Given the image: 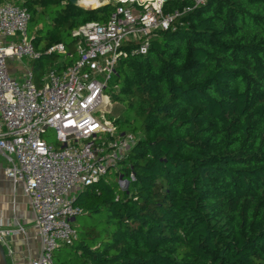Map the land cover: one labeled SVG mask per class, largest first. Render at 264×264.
I'll return each mask as SVG.
<instances>
[{"label": "trees", "instance_id": "1", "mask_svg": "<svg viewBox=\"0 0 264 264\" xmlns=\"http://www.w3.org/2000/svg\"><path fill=\"white\" fill-rule=\"evenodd\" d=\"M119 5L23 0L33 79L61 55L75 64L72 33ZM181 22L119 62L110 94L136 137L120 163L129 186L111 177L77 192V238L55 264H264V0H207ZM60 44L65 54L48 53Z\"/></svg>", "mask_w": 264, "mask_h": 264}, {"label": "built area", "instance_id": "2", "mask_svg": "<svg viewBox=\"0 0 264 264\" xmlns=\"http://www.w3.org/2000/svg\"><path fill=\"white\" fill-rule=\"evenodd\" d=\"M106 1L120 4L109 21L87 23L72 33L75 64L51 66L37 86L31 69L23 83L9 73L11 58L39 57L29 36L32 16L23 0H0V174L21 187L28 200L30 230L41 244L30 264H55L56 251L76 240L69 219L80 213L74 204L77 192L111 173L124 181L120 163L136 137L108 118L119 62L147 56L156 32L177 31L184 24L176 21L207 0H191L192 7L170 14L163 12L169 0ZM53 52L65 54V47L48 51ZM48 130L59 148L44 140ZM16 235H26V229H7L0 219V242L9 257L14 251L8 240Z\"/></svg>", "mask_w": 264, "mask_h": 264}, {"label": "crops", "instance_id": "3", "mask_svg": "<svg viewBox=\"0 0 264 264\" xmlns=\"http://www.w3.org/2000/svg\"><path fill=\"white\" fill-rule=\"evenodd\" d=\"M104 3L95 5L99 6ZM0 213L5 228L18 230L23 227L26 229V235H16L8 240L14 251V255L9 257V264H30L31 260L38 257L41 252V244L33 237L30 230L31 209L21 187L14 188L3 174H0Z\"/></svg>", "mask_w": 264, "mask_h": 264}, {"label": "rangeland", "instance_id": "4", "mask_svg": "<svg viewBox=\"0 0 264 264\" xmlns=\"http://www.w3.org/2000/svg\"><path fill=\"white\" fill-rule=\"evenodd\" d=\"M68 1L70 2V0H68ZM81 1L82 0H78V3L80 4L79 7H82L84 9H86V10H96V9H98V8H88V6H86V5H88V3L91 0H84V3L83 4H81ZM96 5H93V6H96ZM30 35H31V33H30V30H29V36ZM75 60H77V54H76V52H75ZM9 61H10L9 63H11V65H9V73L10 74H13L12 77L14 79H16L17 81H19L20 83L25 82L28 79V73H29V68H30V62H31V60H29L28 58H25V59H23L21 61V60H18L17 58L14 57V58H11ZM67 62H68L67 56L61 55L59 57V59L54 62L55 64H53V65L54 66H57V67H61L64 63L66 64ZM44 76H43V78H44ZM43 78L41 77L38 80L36 78V79H33V81H34V83L37 86H40L42 84ZM111 85H112V83H111ZM111 89L113 90L112 92L118 90L117 88H113V86H112ZM110 92L111 91H109V94H110ZM111 101H112V104L108 108V110H109L108 118L115 119L118 122H123V118H124L123 114H124V110H125L124 104L123 103H120V102H114L113 99H112V96H111ZM43 138H44V140L49 145H52L56 149L60 147V145L57 143L56 135H55V133L52 130H48L43 135ZM110 176H112V178H116L115 173H111ZM109 178H111V177H109ZM120 185L122 186V188L127 189L128 186H129V183L126 180H124L123 182L120 183ZM0 219L3 220L1 218V213H0ZM79 222H80V218H77V219H69V223L72 224L73 226L74 225H77Z\"/></svg>", "mask_w": 264, "mask_h": 264}, {"label": "water", "instance_id": "5", "mask_svg": "<svg viewBox=\"0 0 264 264\" xmlns=\"http://www.w3.org/2000/svg\"><path fill=\"white\" fill-rule=\"evenodd\" d=\"M70 2L75 5L79 6L78 0H70ZM0 264H9V256L6 253V250L3 244L0 242Z\"/></svg>", "mask_w": 264, "mask_h": 264}, {"label": "bare ground", "instance_id": "6", "mask_svg": "<svg viewBox=\"0 0 264 264\" xmlns=\"http://www.w3.org/2000/svg\"><path fill=\"white\" fill-rule=\"evenodd\" d=\"M101 2H105L103 5H99V6H93V5H95V4H97V3H101ZM84 3V0H82L81 1V4H83ZM109 2L108 1H102V0H91L89 3H88V5H86V6H88V8H98V7H100V6H104V5H107ZM85 6V7H86Z\"/></svg>", "mask_w": 264, "mask_h": 264}]
</instances>
